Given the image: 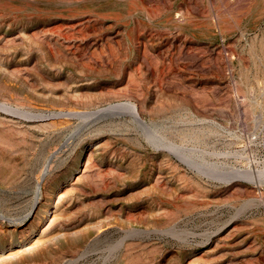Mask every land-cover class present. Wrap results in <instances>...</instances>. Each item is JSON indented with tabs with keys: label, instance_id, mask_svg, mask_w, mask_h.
<instances>
[{
	"label": "rangeland",
	"instance_id": "1",
	"mask_svg": "<svg viewBox=\"0 0 264 264\" xmlns=\"http://www.w3.org/2000/svg\"><path fill=\"white\" fill-rule=\"evenodd\" d=\"M0 264H264V0H0Z\"/></svg>",
	"mask_w": 264,
	"mask_h": 264
},
{
	"label": "bare ground",
	"instance_id": "2",
	"mask_svg": "<svg viewBox=\"0 0 264 264\" xmlns=\"http://www.w3.org/2000/svg\"><path fill=\"white\" fill-rule=\"evenodd\" d=\"M143 50V49H142ZM130 77V76H129ZM132 78V77H131ZM134 82V81H133ZM133 84V83H132ZM139 90V89H138ZM135 95V94H134ZM135 118H136V120L139 122V123H141V124H143V125H145V123H144V121H142V120H140L136 115H135ZM250 171V170H249ZM43 172H44V170L41 172V174H40V177H39V179H37L39 182H40V179L42 178V175H43ZM239 172V171H238ZM235 173H237V172H235ZM248 174V173H247ZM249 174H251V173H249ZM252 174H253V172H252ZM250 176V175H249ZM244 177V176H243ZM255 177V176H254ZM37 181V192L39 191V182ZM250 193V192H249Z\"/></svg>",
	"mask_w": 264,
	"mask_h": 264
}]
</instances>
